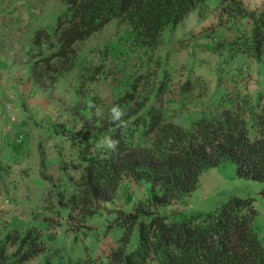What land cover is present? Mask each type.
<instances>
[{"label": "rangeland", "instance_id": "374dc122", "mask_svg": "<svg viewBox=\"0 0 264 264\" xmlns=\"http://www.w3.org/2000/svg\"><path fill=\"white\" fill-rule=\"evenodd\" d=\"M262 1L247 0L254 5ZM223 7L222 0H205L175 30L164 31L161 47L149 57L143 50H112L121 34L117 32L123 30L113 19L77 45L72 71L56 84L39 87L31 78L33 37L41 28L53 29L62 1L0 0V153L9 171L0 177V238L12 228H20V234L38 229L43 250L32 264L83 263L119 244L123 229L117 226L116 213L129 212L146 197L143 184L127 179L120 194L98 202L86 216L82 207L71 217L68 200L86 166L80 156L81 137L102 132V119L127 90L146 95L167 75L174 90L191 80L194 92L184 102L182 125L188 123V113L189 119L199 118L223 97L240 96L246 99L245 112L250 113V107L261 113L264 63L228 50L240 21ZM134 82L137 86L132 87ZM172 96L168 91L164 99ZM251 116L250 133L256 137L261 129ZM263 190L264 183L239 176L236 162L230 161L201 175L186 210L207 213L231 196L252 197L257 211L253 227L264 239Z\"/></svg>", "mask_w": 264, "mask_h": 264}, {"label": "trees", "instance_id": "16d2710c", "mask_svg": "<svg viewBox=\"0 0 264 264\" xmlns=\"http://www.w3.org/2000/svg\"><path fill=\"white\" fill-rule=\"evenodd\" d=\"M61 1L64 8L53 29L41 28L33 37L31 78L39 87L56 84L62 75L72 71L77 45L113 19L123 30L117 32H121L117 37L120 42L112 44V50H143L149 57L150 52L161 47L166 29L175 30L205 2ZM222 3L223 11L240 21L228 50L264 63V0L257 5L247 0ZM168 78L165 76L146 95L127 90L111 105H120L126 113L122 117L124 124L108 120V113L102 119V132L85 133L80 138V156L86 166L68 200L71 217L77 208L83 207L86 216L98 202L115 198L126 187L127 179L143 184L146 197L129 212L116 213L117 226L123 229L116 247L78 264H264V239L253 227L257 211L252 197L231 196L207 213L186 210L201 175L211 167L234 161L239 176L264 183V92L258 95V104L263 99L261 113L250 107V113L245 112L246 99L240 96L223 97L197 120L182 125L176 118H181L184 102L193 97V83L188 79L174 90ZM135 82L132 87L137 86ZM168 91L173 96L166 101ZM177 100L180 105L172 107ZM248 114L260 126L256 137L251 136ZM104 135L120 141L117 152L106 155L96 148L99 136ZM8 172L0 153V177ZM9 231L0 238V264H32L37 260L43 250L40 231Z\"/></svg>", "mask_w": 264, "mask_h": 264}, {"label": "clouds", "instance_id": "9594fccd", "mask_svg": "<svg viewBox=\"0 0 264 264\" xmlns=\"http://www.w3.org/2000/svg\"><path fill=\"white\" fill-rule=\"evenodd\" d=\"M110 119L113 123L124 124L122 117L125 116V112L118 104L113 105L110 109ZM120 141L114 139L112 135H104L96 142V148L102 151L104 154L109 155L118 151V145Z\"/></svg>", "mask_w": 264, "mask_h": 264}, {"label": "crops", "instance_id": "0c3cea01", "mask_svg": "<svg viewBox=\"0 0 264 264\" xmlns=\"http://www.w3.org/2000/svg\"><path fill=\"white\" fill-rule=\"evenodd\" d=\"M177 101H179V100H177ZM180 114H181V113H180ZM187 115H188V116H186V119H187V117H188V119H187V122H188V123H190V122L193 121V120H197V118L189 119V118H191V115H190L189 113H188ZM176 121L180 123V118H178V119L176 118ZM188 123H187V124H188Z\"/></svg>", "mask_w": 264, "mask_h": 264}]
</instances>
